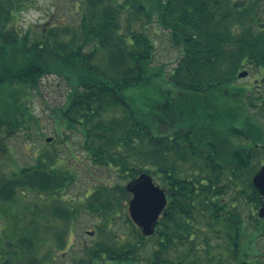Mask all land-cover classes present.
<instances>
[{
	"label": "trees",
	"instance_id": "trees-1",
	"mask_svg": "<svg viewBox=\"0 0 264 264\" xmlns=\"http://www.w3.org/2000/svg\"><path fill=\"white\" fill-rule=\"evenodd\" d=\"M237 1L84 0L73 27L55 20L32 33L12 25L14 11L21 9L18 2L0 0V163L7 164L16 153L10 139L21 132L31 138L29 127L40 121L31 113L30 97L39 93L43 78L54 76L68 88L58 109L60 120L67 130L81 131L82 147L93 165L115 169L127 182L141 173L162 181L168 205L149 238L125 215L131 232L130 240L122 241L110 228L123 209L122 199L129 196L125 187L100 184L84 197V206L68 205L59 198L74 174L56 167L52 149L37 147L25 166L0 173V203H16L29 198L27 193L33 198L46 194L53 202L43 209L52 217L69 221L85 207L89 215L104 218L108 239L84 246L76 264H264L254 246L260 196L251 184L257 170L249 164L263 145L257 121H264V92L246 95L248 85L233 84L245 64L264 73V30L254 29L264 0ZM157 29L168 32L170 46L179 52L167 78L173 90L164 87V66L151 65L155 44L148 30ZM153 91L159 99L149 98ZM223 120L238 123L241 136L235 139L247 140L244 150L249 152L228 157L237 147L219 142L217 150L210 145L215 143L210 128ZM170 122L167 131L158 132L160 123ZM202 127L209 130L204 132L207 143L198 132ZM182 162H191L190 177L182 166L178 169ZM244 186L249 194L238 189ZM230 191L249 201L252 209L244 205L248 210H241L238 204L229 209L225 196ZM31 203L37 206L34 199ZM247 221L255 229L250 231ZM28 222L36 229V220ZM46 224L47 231L54 227ZM11 225L14 238L9 245L16 249H11L10 260L43 264L33 254L36 230L20 236L18 221ZM103 227L97 226L98 231ZM57 237L63 248V234ZM149 246V256L141 260L139 253ZM249 251L259 257L246 260Z\"/></svg>",
	"mask_w": 264,
	"mask_h": 264
},
{
	"label": "rangeland",
	"instance_id": "rangeland-1",
	"mask_svg": "<svg viewBox=\"0 0 264 264\" xmlns=\"http://www.w3.org/2000/svg\"><path fill=\"white\" fill-rule=\"evenodd\" d=\"M82 1L84 0H14V3L18 2V6L21 9L19 11H14L15 13H13L11 20L12 25L20 31L25 32L30 30L32 33L39 30L41 31L42 27H48L49 25L55 24V20L73 27L78 22L77 17H79L78 14ZM240 1L241 0L237 1V3ZM261 10L262 9H260V11ZM258 13L256 12V15ZM257 19L259 21L255 24L253 23L255 31L264 30V9L263 12L257 16ZM155 31L156 32L153 33L148 30V33H150V36L154 41L153 43L155 44V51L151 65L153 67L164 66L163 71L166 80L164 87L169 88L170 84L167 82V78L169 77V72L174 66H176L175 63L178 59L179 52L177 49L170 46L167 39V31L160 29ZM243 71H247L248 75L245 78L235 79L234 82L232 81L233 84L236 86L248 84V88L250 89L246 92V95L257 94V90L264 92V73L261 74L258 69L250 68L247 64H245L238 73ZM164 78L163 81H165ZM254 78L257 79L256 85L253 84ZM171 89L172 88H169V90ZM38 92V94L33 93L31 95L29 107L31 108L32 115H34L40 123L38 126H34L32 123L29 127L31 138L26 137V132H21L14 139L9 140V142L16 148V153H14V160L10 157V160L7 159V164L0 163V173L9 174L12 171H16L19 167L25 166L26 162L31 161L32 149L36 147L40 149L49 148L50 150L52 149V152L50 153L54 154L56 157L55 160L57 166L54 165V167L56 166L59 169L68 170L74 174V182L59 198L62 202H65L68 205L74 203V206H77V203H81V205L84 206L86 202L84 197L89 196L92 193V190L100 184L101 186L111 187L112 189L114 187L119 188L121 185L125 187L127 180L119 178L115 169H107L105 167H97L93 165L86 150L82 147L85 143L84 136L80 133L81 131L77 128L76 131L67 130L65 125L62 124L58 109L64 103L65 95L68 92V88L64 83L57 77L47 76L41 80ZM149 98L159 99V92H151ZM163 98L164 97L161 96V99ZM250 112L255 115L254 111L251 110ZM247 121L250 122L249 118ZM257 123H261L260 131L264 132V121L260 120V122L257 121ZM170 124H172V122L167 124L160 123L157 128L158 132L164 133L167 131ZM215 126L216 127L210 128L212 133L210 140H215V143L211 144L213 148L218 150L220 147L218 146L219 142L230 149H233L234 146L237 147V152L226 154L228 157L238 156L240 150L242 151V154L249 152V150H244L247 140L238 142L235 139V135H240L237 131L239 128L237 122L223 120L222 123ZM198 132L200 135L201 132H203L201 137L199 136L202 138L203 143L209 142L208 135L205 134L204 136V132L209 134L208 128L205 129L202 127V129H198ZM261 136L260 141L263 145L257 147L258 152L253 153L249 159L251 170H257L260 164L264 163V135ZM47 138H51L50 142L46 141ZM234 143L240 144L236 146ZM48 144L50 145L48 146ZM207 147L210 146L207 145ZM10 153L12 154L13 152L10 151ZM168 160H170V158ZM46 162L48 161L46 160ZM190 163L191 162L178 163V169L182 166V173L184 172V175L189 174V177L192 173V165ZM197 166L202 167L201 164ZM203 171H206V168H203ZM248 171L249 170H247V173ZM204 173L207 174V171ZM242 173L246 175L245 171ZM243 179L244 175L242 174V183ZM155 182L160 187H163L162 181L155 180ZM240 188L241 190L245 189V192L249 194V190H247L245 186ZM232 193L233 192L230 191V194L225 196L227 197L228 207L231 208V206L240 203L238 206L241 210H248V208L244 207L245 204L242 203V198L237 194H233L237 200H232ZM27 196L29 198L19 199L18 202L13 204L4 205L0 203V264H15L14 261L10 260L11 258L9 255L11 254V249H16V246H10L9 244H11L10 242H12V240L9 239L14 238V229L11 227V223L16 221L19 223V230H16V233L20 234V236L26 235L28 229L36 230V235H38L39 240L35 244L33 254L41 261H44L43 264H76L78 260L83 258L84 246L108 239V230L103 227L104 218H99V216L95 218L89 215L85 210V207L82 210H77L78 213L76 212L73 219L65 221L46 214V211L43 209V204H52V196L41 194L33 198V196H29L28 193ZM118 196H120V193H118ZM129 197L130 195L127 199H122L124 202L123 209L120 212V215L114 219V225L110 228L112 235L117 234L121 236L120 240L122 241L127 239L130 240L129 232H131V227L124 221L126 220L125 217L128 213L127 201ZM33 199L37 203V206L31 203V200ZM28 201L30 203H28ZM36 211L37 214H35ZM6 215L8 216L7 218ZM11 217L12 221L9 220ZM32 218L37 221L36 229L32 227V225L29 226L28 221ZM46 223L54 224V227L47 231ZM249 225L250 224L246 227H248L250 231L255 229ZM97 226H102L104 230L99 232ZM255 227L260 231L257 235V242H254V246L258 255H261L264 258V234L261 233L264 229V220L261 219L258 224H255ZM59 233L63 234V248L59 246L60 244L57 237V234ZM15 238L17 237L15 236ZM244 241L245 239L241 243L240 248ZM150 252L151 246L145 250L143 249L139 253V257L143 260L144 257L149 256ZM252 255H256V253ZM252 255L249 251L245 259L247 260V257H251ZM258 255L256 256L259 257ZM238 258L239 260L240 258L242 259L240 256Z\"/></svg>",
	"mask_w": 264,
	"mask_h": 264
},
{
	"label": "water",
	"instance_id": "water-1",
	"mask_svg": "<svg viewBox=\"0 0 264 264\" xmlns=\"http://www.w3.org/2000/svg\"><path fill=\"white\" fill-rule=\"evenodd\" d=\"M244 76L245 73L239 75V77ZM252 185L262 199L258 216L264 217V165L252 177ZM125 189L131 194L128 213L132 222L140 229L143 236L152 235L160 215H165L167 201L164 191L155 185L146 173L128 182Z\"/></svg>",
	"mask_w": 264,
	"mask_h": 264
},
{
	"label": "flooded vegetation",
	"instance_id": "flooded-vegetation-1",
	"mask_svg": "<svg viewBox=\"0 0 264 264\" xmlns=\"http://www.w3.org/2000/svg\"><path fill=\"white\" fill-rule=\"evenodd\" d=\"M254 84H256V81H254ZM232 207H234V205Z\"/></svg>",
	"mask_w": 264,
	"mask_h": 264
}]
</instances>
